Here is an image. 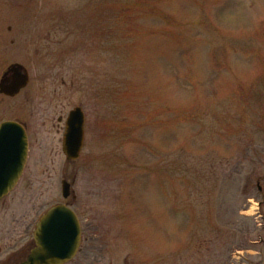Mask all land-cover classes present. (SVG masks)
Masks as SVG:
<instances>
[{
  "label": "rangeland",
  "instance_id": "obj_1",
  "mask_svg": "<svg viewBox=\"0 0 264 264\" xmlns=\"http://www.w3.org/2000/svg\"><path fill=\"white\" fill-rule=\"evenodd\" d=\"M0 18L25 40L9 59L32 120L2 225L28 236L66 203L83 234L67 264H264V0H0Z\"/></svg>",
  "mask_w": 264,
  "mask_h": 264
},
{
  "label": "water",
  "instance_id": "obj_2",
  "mask_svg": "<svg viewBox=\"0 0 264 264\" xmlns=\"http://www.w3.org/2000/svg\"><path fill=\"white\" fill-rule=\"evenodd\" d=\"M22 71V73H21ZM12 78H3L0 88L10 94L16 93L28 81L27 70L20 64L10 67ZM10 85H4L7 81ZM84 137V113L80 106L72 108L65 121L62 151L66 158L79 157ZM27 160V135L21 125L13 121L0 125V197L11 190L21 174ZM70 184L61 182L63 197H68ZM79 220L66 204L50 207L40 218L34 231L38 245L23 264H64L71 260L80 244Z\"/></svg>",
  "mask_w": 264,
  "mask_h": 264
},
{
  "label": "flooded vegetation",
  "instance_id": "obj_3",
  "mask_svg": "<svg viewBox=\"0 0 264 264\" xmlns=\"http://www.w3.org/2000/svg\"><path fill=\"white\" fill-rule=\"evenodd\" d=\"M11 31V25L5 22V19L0 18V83L3 78H12L11 75L13 73L10 72L11 65L20 64L25 67L23 62L19 59L10 62L9 57L11 53L18 57H23L25 56L26 51L25 40L21 37L20 32L14 33ZM18 36L20 38H18ZM11 45L13 46L12 49L10 48ZM10 82L11 80H8L4 85H10ZM29 83L30 77L28 83L14 94L6 93L0 88V125L7 121H13L18 125H21L27 134L28 149H30L31 144V131L29 127L32 120L25 118V104L26 100L30 99L28 95H31L30 92H27ZM33 96L36 98L39 97V87L33 91ZM61 119L62 118L60 117L59 120ZM25 168L13 189L0 197V264H23L28 261L32 251L38 247L33 232L36 223L43 213L38 216L34 227L28 236L26 226L24 227L25 229L23 228L24 230L19 231V226L10 228V225L1 224V220H5L6 215L9 212L11 205L10 201L15 200L16 198L17 192L15 191L24 177ZM15 232L17 233V238L15 237ZM82 235L81 230V243L83 240Z\"/></svg>",
  "mask_w": 264,
  "mask_h": 264
}]
</instances>
